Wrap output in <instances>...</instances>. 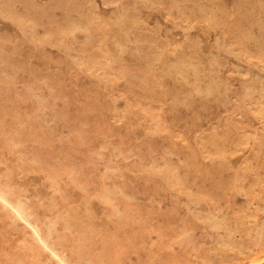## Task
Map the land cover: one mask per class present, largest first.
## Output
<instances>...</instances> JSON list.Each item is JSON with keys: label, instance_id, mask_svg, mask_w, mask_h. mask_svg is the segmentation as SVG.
Here are the masks:
<instances>
[{"label": "rangeland", "instance_id": "rangeland-1", "mask_svg": "<svg viewBox=\"0 0 264 264\" xmlns=\"http://www.w3.org/2000/svg\"><path fill=\"white\" fill-rule=\"evenodd\" d=\"M0 194V264H264V0H0Z\"/></svg>", "mask_w": 264, "mask_h": 264}, {"label": "bare ground", "instance_id": "bare-ground-1", "mask_svg": "<svg viewBox=\"0 0 264 264\" xmlns=\"http://www.w3.org/2000/svg\"><path fill=\"white\" fill-rule=\"evenodd\" d=\"M86 70V69H85ZM31 164V163H30ZM6 167V166H5ZM25 198H27V197H25ZM0 202L5 206V207H10V208H12L13 209V211H14V213H15V215L17 216V217H19V218H21V219H24V220H26V218H25V214H24V212H23V209L21 208V207H19V206H13L11 203H10V201L6 198V197H4L3 195H1L0 194ZM43 204V203H42ZM6 219V218H5ZM4 220V219H3ZM249 223V222H248ZM71 227V226H70ZM48 231V230H47ZM35 233V232H34ZM45 244V243H44ZM46 245V244H45ZM44 246V245H43ZM63 246H65V245H63ZM66 248V247H65ZM51 252V251H50ZM52 254V253H51ZM54 255V254H53ZM264 258V257H263ZM48 261V260H47Z\"/></svg>", "mask_w": 264, "mask_h": 264}]
</instances>
